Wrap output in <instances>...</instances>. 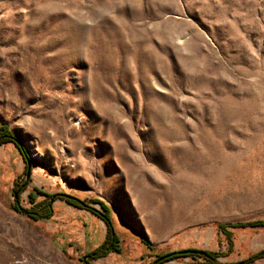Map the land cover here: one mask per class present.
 Segmentation results:
<instances>
[{"label":"rangeland","instance_id":"rangeland-1","mask_svg":"<svg viewBox=\"0 0 264 264\" xmlns=\"http://www.w3.org/2000/svg\"><path fill=\"white\" fill-rule=\"evenodd\" d=\"M3 126L0 264H264V0H0Z\"/></svg>","mask_w":264,"mask_h":264},{"label":"trees","instance_id":"trees-1","mask_svg":"<svg viewBox=\"0 0 264 264\" xmlns=\"http://www.w3.org/2000/svg\"><path fill=\"white\" fill-rule=\"evenodd\" d=\"M5 143H14L22 152H24V148L21 145V143L12 135V133L8 130L7 127L3 126L0 127V144H5ZM70 203L77 206V204H75L74 202H70ZM99 203L101 204L103 211L102 212L99 211L97 212V214L106 223L107 236L105 241L89 254L88 257L91 260L103 258L112 252H118V253L121 252L120 238L114 231V226L110 216V210L105 204H103V202H99ZM21 211L26 215H28L33 220L49 219L50 217L53 216L52 203L47 200L37 203L35 208L29 210H21ZM228 227L232 229L248 228V227L259 228V227H264V220H258L244 224H226V226L219 225V228L229 237L230 244L232 246L231 232L227 230ZM185 257H190L192 259H196L198 257H204L211 264H217L215 259L216 253L207 252V251L202 252L200 250H195V249H184V250L170 252L163 255L162 257H159L158 261H154L150 264H163L171 260L185 258ZM263 258H264V251H261L248 258L244 263H252L256 260ZM85 263L91 264V262L89 261H86ZM226 264H235V263H226Z\"/></svg>","mask_w":264,"mask_h":264}]
</instances>
